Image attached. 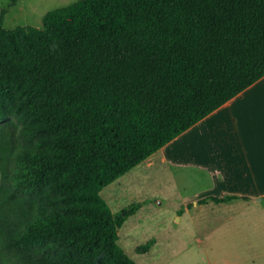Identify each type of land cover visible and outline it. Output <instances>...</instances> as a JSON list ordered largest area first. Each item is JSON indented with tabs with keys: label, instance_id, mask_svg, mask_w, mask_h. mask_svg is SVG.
I'll list each match as a JSON object with an SVG mask.
<instances>
[{
	"label": "trees",
	"instance_id": "16d2710c",
	"mask_svg": "<svg viewBox=\"0 0 264 264\" xmlns=\"http://www.w3.org/2000/svg\"><path fill=\"white\" fill-rule=\"evenodd\" d=\"M6 13L0 116L19 93L34 117L25 132L52 136L24 149L12 173L21 145L0 127V253L135 264L118 231L136 206L116 212L101 191L264 76V0H76L43 27L10 30ZM240 199L252 197L200 203Z\"/></svg>",
	"mask_w": 264,
	"mask_h": 264
},
{
	"label": "rangeland",
	"instance_id": "374dc122",
	"mask_svg": "<svg viewBox=\"0 0 264 264\" xmlns=\"http://www.w3.org/2000/svg\"><path fill=\"white\" fill-rule=\"evenodd\" d=\"M74 1L0 0V9L7 8V30L43 27L48 11ZM7 105L0 116V127H6L21 145L8 163L14 173L24 149L52 135L45 130L25 132L34 117L21 94L10 95ZM145 164L142 162L101 191L116 212L136 206L118 231V243L135 264H264V215L246 211L228 219L244 202L200 203L208 196L201 194L207 181L200 171L183 166L170 170L158 160L150 167ZM0 257L6 264H20L11 251L3 250Z\"/></svg>",
	"mask_w": 264,
	"mask_h": 264
},
{
	"label": "crops",
	"instance_id": "0c3cea01",
	"mask_svg": "<svg viewBox=\"0 0 264 264\" xmlns=\"http://www.w3.org/2000/svg\"><path fill=\"white\" fill-rule=\"evenodd\" d=\"M157 152H162L158 158L154 155ZM157 152L142 161L146 167L158 160L170 170L183 166L200 171L207 181L203 195L234 193L252 197L225 202H244L228 219L246 211H258L263 216L264 76Z\"/></svg>",
	"mask_w": 264,
	"mask_h": 264
},
{
	"label": "water",
	"instance_id": "95a60500",
	"mask_svg": "<svg viewBox=\"0 0 264 264\" xmlns=\"http://www.w3.org/2000/svg\"><path fill=\"white\" fill-rule=\"evenodd\" d=\"M259 200H262V197H259Z\"/></svg>",
	"mask_w": 264,
	"mask_h": 264
}]
</instances>
